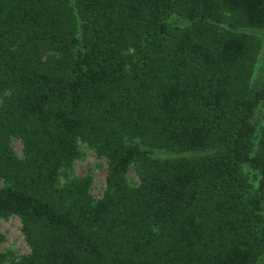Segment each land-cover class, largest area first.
<instances>
[{"label":"trees","instance_id":"trees-1","mask_svg":"<svg viewBox=\"0 0 264 264\" xmlns=\"http://www.w3.org/2000/svg\"><path fill=\"white\" fill-rule=\"evenodd\" d=\"M259 29L264 0H0V219L31 247L0 264H258Z\"/></svg>","mask_w":264,"mask_h":264},{"label":"rangeland","instance_id":"rangeland-1","mask_svg":"<svg viewBox=\"0 0 264 264\" xmlns=\"http://www.w3.org/2000/svg\"><path fill=\"white\" fill-rule=\"evenodd\" d=\"M174 25L186 26V24L179 19H172ZM242 32L248 33L257 37L261 42V48L258 53V60L254 74V83L257 85H264V29L259 30H244ZM4 98H0V110L3 105ZM256 124L258 128L264 127V102L257 111ZM138 144V141L134 142ZM10 144L15 154L23 159V143L20 139L12 137ZM80 150L82 157L75 162L71 169L74 177L91 176L93 178V186L91 194L93 198L98 201L101 200L107 191V178L109 173V165L106 157L100 156L98 152L88 144L80 142ZM170 157V153L164 152L161 157ZM128 181L131 185H139V178L136 169L132 168L128 174ZM6 187L0 179V189ZM264 213V204H263ZM0 252L6 253L11 259H21L31 254V247L28 244L23 233L22 221L18 216H12L8 219H0ZM264 264V255L258 262Z\"/></svg>","mask_w":264,"mask_h":264}]
</instances>
